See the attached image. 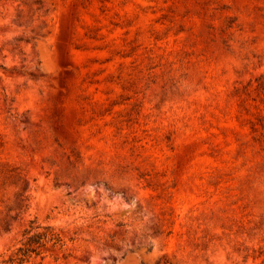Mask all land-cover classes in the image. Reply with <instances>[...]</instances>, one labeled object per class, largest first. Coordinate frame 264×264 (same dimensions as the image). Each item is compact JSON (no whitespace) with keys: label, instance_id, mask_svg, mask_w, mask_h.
Returning <instances> with one entry per match:
<instances>
[{"label":"rangeland","instance_id":"374dc122","mask_svg":"<svg viewBox=\"0 0 264 264\" xmlns=\"http://www.w3.org/2000/svg\"><path fill=\"white\" fill-rule=\"evenodd\" d=\"M264 264V0H0V255Z\"/></svg>","mask_w":264,"mask_h":264},{"label":"trees","instance_id":"16d2710c","mask_svg":"<svg viewBox=\"0 0 264 264\" xmlns=\"http://www.w3.org/2000/svg\"><path fill=\"white\" fill-rule=\"evenodd\" d=\"M19 246L11 252L7 259H1L0 264H25L32 257L41 256L48 244L51 248H61L63 245L61 236L49 226L30 225L23 230L17 243ZM2 258V255H0Z\"/></svg>","mask_w":264,"mask_h":264}]
</instances>
